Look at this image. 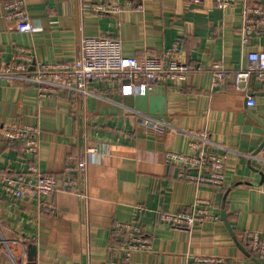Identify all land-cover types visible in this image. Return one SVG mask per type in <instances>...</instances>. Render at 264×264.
<instances>
[{
	"label": "crops",
	"instance_id": "1",
	"mask_svg": "<svg viewBox=\"0 0 264 264\" xmlns=\"http://www.w3.org/2000/svg\"><path fill=\"white\" fill-rule=\"evenodd\" d=\"M259 1L235 0L221 9L214 0H24L35 26L27 33L5 17L0 0L1 63L18 62L21 50L31 54L32 65L70 62L79 54L80 37L111 36L125 56L161 55L176 45L180 61L204 68L183 81L160 84L169 123L163 129L139 121L140 111L124 103L114 79L88 82L84 96L58 89L39 98L34 83L0 76V124L38 127L42 172L59 181L68 156H79L84 147L97 149L87 166V199L57 190L46 197L53 208L37 212L33 200L21 208V201L0 189V264H109L121 244L115 225L125 222L139 224L152 238L151 251L134 253L130 264H183L189 254L256 264L239 246L241 232L264 231V146L259 148L264 136L243 125L256 124L252 115L264 122V84L251 77L246 90H237L231 71L213 85L209 67L253 65L251 56L264 50V30L242 45L241 10ZM91 2L121 9L93 11L87 8ZM248 97L254 105H247ZM242 114L244 124L238 120ZM196 131L208 134L206 151L226 156L221 187L178 178L179 164L166 157L169 151L195 154ZM17 144L0 136V173L25 170ZM196 198L209 200V211L219 219L191 229L158 221V211L187 210Z\"/></svg>",
	"mask_w": 264,
	"mask_h": 264
},
{
	"label": "built area",
	"instance_id": "2",
	"mask_svg": "<svg viewBox=\"0 0 264 264\" xmlns=\"http://www.w3.org/2000/svg\"><path fill=\"white\" fill-rule=\"evenodd\" d=\"M51 1V0H50ZM58 1V0H52ZM199 3L200 0H189ZM216 5L225 9L235 0H214ZM5 17L13 19L15 28L20 32L32 33L34 24L28 19L24 0H2ZM87 8L105 13H118L119 5L89 3ZM242 33L241 44L248 42L254 31L264 30V0L258 4L243 5L241 10ZM178 47L175 45L161 55L143 54L129 57L122 53L118 38L111 36H82L79 40V54L70 62H39L32 65V56L28 50L17 53L18 62L1 63L0 76L30 81L37 86L38 97L45 98L58 89L72 91L78 96L88 93L90 81L102 82L114 79L119 84V94H143L146 88L173 81H183L189 72L201 71V65L184 63L179 60ZM253 65L246 69L229 70L218 63L212 64L213 85H218L233 71L234 87L247 89V80L253 77L264 84V50L251 56ZM247 105L255 104L253 97H248ZM138 111V110H136ZM139 121L153 129L168 126L164 115L150 116L141 112ZM39 129L19 121H5L0 124V136L3 139L22 142L26 168L14 174L0 173V189L13 201H21V208L27 207L30 200L35 202V210L53 208L46 197L54 191H69L80 199H87L85 180L88 164L94 161L96 148L84 147L82 153L67 157L63 176L58 181L54 174L44 173L39 169L37 155L39 152ZM197 142L191 146L197 151L193 155L169 151L168 160L176 161L180 170L178 178L195 185H213L221 187L224 183L225 154H214L205 150L209 137L205 131H196ZM59 187V188H58ZM23 200H26L23 202ZM210 201L196 198L189 209L180 212L160 210L158 221L162 224L191 229L194 225L207 220H218V215L208 209ZM15 204V203H14ZM16 205V204H15ZM20 207V206H19ZM21 211V209H19ZM120 237L119 256L109 264H130L131 256L138 252H148L152 248V238L147 236L142 227L134 222L116 223ZM35 231V230H34ZM240 243L247 251L264 264V231L245 230L240 233ZM183 264H230L226 258L213 255L189 254Z\"/></svg>",
	"mask_w": 264,
	"mask_h": 264
},
{
	"label": "water",
	"instance_id": "3",
	"mask_svg": "<svg viewBox=\"0 0 264 264\" xmlns=\"http://www.w3.org/2000/svg\"><path fill=\"white\" fill-rule=\"evenodd\" d=\"M34 64V63H33ZM164 88L161 85H156L153 86L151 88H146L144 90L143 94H129L124 96V103L131 107L134 108L135 110L144 112V113H148L149 115H152L154 117L156 116H160L166 113V98L164 95H162ZM249 114V113H248ZM244 115L242 114L239 116V122L244 124ZM252 115V114H249ZM252 117L254 118V120L256 121V124H244L243 125V129L245 131H253L259 134H262L264 136V122L261 118L256 117L254 115H252ZM264 146V137L263 140L261 142V144L259 145V148ZM259 149H257L256 152H258ZM221 218L223 220V222L225 223V225L227 226V228L232 232L230 223H228L225 214L222 212L221 213ZM237 245H239V242L236 241ZM242 251L247 255V256H251L250 253L243 247V246H239ZM252 260L256 263V264H262L258 259H256L255 257L251 256Z\"/></svg>",
	"mask_w": 264,
	"mask_h": 264
},
{
	"label": "trees",
	"instance_id": "4",
	"mask_svg": "<svg viewBox=\"0 0 264 264\" xmlns=\"http://www.w3.org/2000/svg\"><path fill=\"white\" fill-rule=\"evenodd\" d=\"M4 141L6 142V144H8V143H11V144H17L18 142L19 143H21L22 144V142H20V141H13V140H7V139H4ZM18 145V144H17Z\"/></svg>",
	"mask_w": 264,
	"mask_h": 264
}]
</instances>
